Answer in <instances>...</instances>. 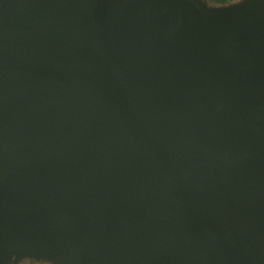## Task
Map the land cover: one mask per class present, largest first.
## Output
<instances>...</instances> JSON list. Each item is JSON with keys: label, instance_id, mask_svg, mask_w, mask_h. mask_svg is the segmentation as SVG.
Listing matches in <instances>:
<instances>
[{"label": "water", "instance_id": "water-1", "mask_svg": "<svg viewBox=\"0 0 264 264\" xmlns=\"http://www.w3.org/2000/svg\"><path fill=\"white\" fill-rule=\"evenodd\" d=\"M22 253L264 264V0H0V264Z\"/></svg>", "mask_w": 264, "mask_h": 264}, {"label": "trees", "instance_id": "trees-1", "mask_svg": "<svg viewBox=\"0 0 264 264\" xmlns=\"http://www.w3.org/2000/svg\"><path fill=\"white\" fill-rule=\"evenodd\" d=\"M200 1L207 9L219 10V9H229L240 6L245 2H247L248 0H200ZM31 263L34 262L24 257V259L19 260L17 263H12V264H31ZM51 264H57V262H53V263L51 262Z\"/></svg>", "mask_w": 264, "mask_h": 264}, {"label": "rangeland", "instance_id": "rangeland-1", "mask_svg": "<svg viewBox=\"0 0 264 264\" xmlns=\"http://www.w3.org/2000/svg\"><path fill=\"white\" fill-rule=\"evenodd\" d=\"M22 256H23V257L19 258V259L17 260V262H18L19 260L24 259V257L27 258L28 260H31V261L34 262V263H31V264H51V262L53 263V262H56V261H61L60 257H54V258H51V262H50V261H48V260L43 259V257H41V256H37V255H33V254H23V253H22ZM44 260H45V261H44ZM53 260H54V261H53Z\"/></svg>", "mask_w": 264, "mask_h": 264}]
</instances>
